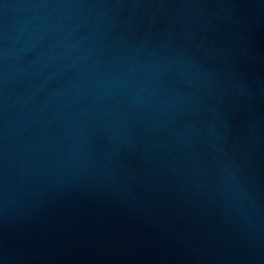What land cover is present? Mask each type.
<instances>
[{
	"label": "water",
	"instance_id": "water-1",
	"mask_svg": "<svg viewBox=\"0 0 264 264\" xmlns=\"http://www.w3.org/2000/svg\"><path fill=\"white\" fill-rule=\"evenodd\" d=\"M0 264H264V0H0Z\"/></svg>",
	"mask_w": 264,
	"mask_h": 264
}]
</instances>
